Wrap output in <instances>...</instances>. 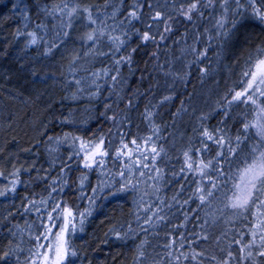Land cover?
<instances>
[{
  "label": "snow or ice",
  "instance_id": "obj_1",
  "mask_svg": "<svg viewBox=\"0 0 264 264\" xmlns=\"http://www.w3.org/2000/svg\"><path fill=\"white\" fill-rule=\"evenodd\" d=\"M0 21L16 24L11 39L24 41L21 51L42 47L44 57L72 41L77 22L88 29L78 41L84 49L73 50L67 77H60L65 94L58 102L46 101L51 118L40 123V139L20 149L43 147L48 167L35 161L25 166L16 152L5 151L8 142L0 147V198L12 196L16 209L0 214V264H93L74 238L85 231L97 202L109 198L125 200L131 211L129 219L111 222L103 243H130L131 264H264V0H6ZM139 53L147 59L138 61ZM225 59L234 64L223 65L229 80L211 105L189 113L180 100L170 113L173 128L190 117V134L179 143L173 138L170 155L160 143L168 125L157 123L159 109L178 99L177 82L186 85L193 70L203 82ZM137 73L139 83L147 84L143 92L126 87ZM31 75L35 95L28 101L35 103L43 95L38 85L55 77L41 78L35 70ZM154 88L169 94L148 101L141 113L147 134H133L138 125L132 113L140 97L154 98ZM74 171L80 172L75 179ZM93 172L95 185L89 179ZM20 187L30 194L17 206ZM17 215L35 219L21 225L13 222ZM149 237L165 242L152 244ZM112 260L116 264L115 256Z\"/></svg>",
  "mask_w": 264,
  "mask_h": 264
},
{
  "label": "trees",
  "instance_id": "obj_2",
  "mask_svg": "<svg viewBox=\"0 0 264 264\" xmlns=\"http://www.w3.org/2000/svg\"><path fill=\"white\" fill-rule=\"evenodd\" d=\"M6 0H0V4L5 3ZM87 3H103V0H85ZM209 15L208 11L205 12V17ZM19 22H17L18 24ZM16 24H13L9 21L7 24H4L0 21V147L5 145V142H8V148L5 149L6 152L12 151L18 154V159L25 162V166H29L35 161L37 166L43 165L44 168L48 167L47 164V152L43 147L32 149V152H21V148H30L35 143L33 137L40 139L38 132L41 130L39 125L41 122L47 123L45 117L51 118V113L45 111L47 108L46 101L51 98L52 100L59 101L60 97L65 93L61 90V85L63 81L60 79L61 75L67 77L68 71V62L70 55L73 53V50H83L84 46L81 45L79 41L80 35H82L88 29L85 26L84 22H77L75 25L76 30L71 33L72 41L67 44V46L60 51L55 52L54 54L44 57L41 55L43 48L40 49H28L26 51H21L23 48L24 41L21 39L19 41L11 39V33L14 31ZM209 26L210 25H205ZM187 28L191 29V25H186ZM185 30L184 27L179 28V33H182ZM189 42H191L189 40ZM215 44V41H213ZM134 46V45H133ZM7 48L8 54L3 55V50ZM178 55V49L175 50ZM209 60L212 61L213 66H216L214 53L210 50L208 53ZM244 56L243 51L239 53L238 58L242 62ZM138 61L146 60L147 57L143 53H139L136 57ZM163 60V56L161 57ZM207 63V62H206ZM234 64L233 61L225 59L223 64L216 67V73L210 75L201 82L199 75L193 70V75L190 81L186 85H180L175 89V95L178 99H175L170 104H166L159 109L160 118L157 119V123L161 124L162 128L164 125L168 127L163 128L161 135L166 139L161 140L160 143L169 150L170 155H172L171 144L173 141V135L177 131V128L183 124L187 128V133L190 134V128L188 127V122L190 117L185 116L183 121H177L176 127H171V112H174L178 108L179 101L184 100L185 106L188 108L189 113L192 107V104L195 102V96L200 90V87L203 85H215L216 81L221 80V86H223V71L226 67L223 65ZM102 65L96 63L95 67L99 68ZM141 68L144 66L143 63L139 65ZM35 70L39 73L41 78H47L48 75H52L55 79L48 80L46 85H38L40 91L43 93L41 99L32 103L28 101V97L32 96L34 99V93L31 91L30 81L33 79L31 73ZM127 74V69L124 70ZM156 75L155 73L153 74ZM139 73L136 76L131 77L126 85L127 88L131 90L139 89L141 92L147 87V84H141L138 81ZM235 79L236 77L233 76ZM159 78V77H158ZM161 84L163 83V79ZM155 84V80L153 81ZM153 96L147 98L140 97L138 110L133 112L132 115L135 118L134 124L138 127H132L131 132L133 134L138 131L141 134H147L146 131V121L142 120L141 113L144 110L145 105L149 100L154 104L159 98L163 95L169 94L164 89H153ZM22 94V95H21ZM128 95H131V91L128 92ZM16 97L13 99L12 97ZM190 98V104H189ZM84 105H72L73 108H82ZM123 107V104H121ZM63 109H60L57 112V115L62 112ZM220 117L213 118L210 123L216 124L217 120ZM11 125V128L9 127ZM93 131L96 130L97 125L95 123L91 124ZM104 130L107 131L111 127V124H104ZM64 131H71L72 129L64 128ZM184 130V128H183ZM61 128L57 125L55 127V133H59ZM185 132V131H184ZM54 134V133H49ZM13 138H15L14 143L16 147H13ZM65 148L61 149V153L65 154ZM39 151V158L36 156V152ZM3 163V161H0ZM173 164H176L179 167V164L172 160ZM33 176L36 175L35 172L32 173ZM43 175V173H41ZM72 178L75 179L80 175L79 171H74ZM24 179H28L27 176H24ZM90 183L95 185L97 182V174L95 172L89 173ZM43 186H34L33 190L35 192H41ZM173 187L167 189V196L173 194ZM85 191L89 189L86 187ZM30 194L26 193L23 187L17 189L15 195V204L18 206L20 204V197ZM78 195V192L72 194V199H75V196ZM68 198V197H65ZM13 202V197L10 196L8 199L0 198V214H4L5 210L16 211L15 208L11 207ZM86 201L81 202L82 206L86 205ZM98 208L94 212L93 216L90 217L85 225V231L83 233H77V236L74 238L75 244L87 251L89 258L93 261V264H113L112 257H116V264H131L133 248L129 243L128 246H122L124 242H117L112 239L108 240L107 244H104L103 241L106 239L105 232L108 227L111 226V222L120 221L123 222L129 219V212L131 211V205L125 202V200H113L111 198L107 200H100L97 202ZM192 207H195L193 205ZM179 215V214H177ZM25 219L31 221L35 219V216L22 217L20 215L16 216L14 223L24 224ZM177 223L181 221H176ZM191 228V225H189ZM163 236V232H161ZM9 239H11L9 237ZM152 244H162L165 241L152 240L149 237ZM90 245V247H86ZM93 248H98V251L93 254ZM87 264V262H85Z\"/></svg>",
  "mask_w": 264,
  "mask_h": 264
},
{
  "label": "rangeland",
  "instance_id": "obj_3",
  "mask_svg": "<svg viewBox=\"0 0 264 264\" xmlns=\"http://www.w3.org/2000/svg\"><path fill=\"white\" fill-rule=\"evenodd\" d=\"M223 73H224L223 74L224 79L222 81L229 80V73H228L227 68L224 69ZM233 78L234 77L232 76V79ZM217 81H221V80L218 79ZM229 82H231V81H229ZM171 83L172 82L169 81V84H171ZM180 85L181 84L179 82H177L174 86L175 89ZM222 87L223 86H221V84L219 86L217 84H215V85L208 84V85L201 86L199 92L195 96V99H194L195 102L192 104V107L205 108L206 104L211 105L218 98L217 93L219 91V88H222ZM190 113H191V109H190ZM183 128H184V130H183ZM184 131L188 132L187 128H185L183 126V124H181L177 128V131L174 133L172 138H175L177 143H179L180 137L185 133Z\"/></svg>",
  "mask_w": 264,
  "mask_h": 264
}]
</instances>
